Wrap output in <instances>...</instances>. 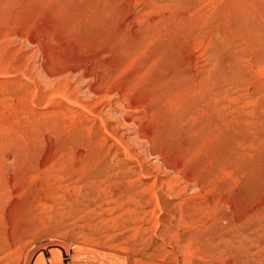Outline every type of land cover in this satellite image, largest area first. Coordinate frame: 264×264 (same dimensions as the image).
Masks as SVG:
<instances>
[{"label":"rangeland","instance_id":"obj_1","mask_svg":"<svg viewBox=\"0 0 264 264\" xmlns=\"http://www.w3.org/2000/svg\"><path fill=\"white\" fill-rule=\"evenodd\" d=\"M49 245L264 264V0H0V264Z\"/></svg>","mask_w":264,"mask_h":264},{"label":"bare ground","instance_id":"obj_2","mask_svg":"<svg viewBox=\"0 0 264 264\" xmlns=\"http://www.w3.org/2000/svg\"><path fill=\"white\" fill-rule=\"evenodd\" d=\"M199 196V195H198ZM208 206V205H207ZM204 223V222H203ZM211 227V226H210ZM169 232V231H168ZM175 234V233H174ZM168 235V234H167ZM78 248L77 249H80V251L83 253L85 251H88V252H91L92 251H98L97 248H85V247H79L78 245H76ZM52 248H50V245L49 246H38L37 248V253L34 254V252L30 255H28L26 261H25V264H27L30 259L32 258V262L31 264H38L42 261H45V264H71V259L72 257L74 256L73 254H69V250L67 251V249L63 248V251H64V256L60 255L58 253V251H56L55 249H60L61 247L59 246H51ZM73 249L75 248L74 246L72 247ZM71 248V249H72ZM70 249V250H71ZM76 249V250H77ZM75 250V249H74ZM85 250V251H84ZM80 251L78 252V254L75 253V255H79L80 254ZM34 254V255H33ZM72 256V257H71ZM94 256V255H93ZM96 258V257H95ZM88 260V259H87ZM141 260V259H140ZM91 261V260H90ZM192 261V260H191ZM138 263V262H137ZM44 264V263H43Z\"/></svg>","mask_w":264,"mask_h":264},{"label":"trees","instance_id":"obj_3","mask_svg":"<svg viewBox=\"0 0 264 264\" xmlns=\"http://www.w3.org/2000/svg\"><path fill=\"white\" fill-rule=\"evenodd\" d=\"M55 250L58 251V253L62 256L60 249H55Z\"/></svg>","mask_w":264,"mask_h":264}]
</instances>
